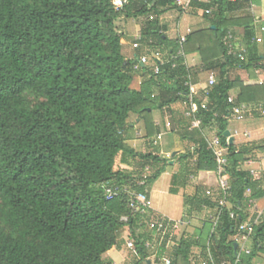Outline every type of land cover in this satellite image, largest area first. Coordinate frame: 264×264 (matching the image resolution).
<instances>
[{"label": "trees", "instance_id": "1", "mask_svg": "<svg viewBox=\"0 0 264 264\" xmlns=\"http://www.w3.org/2000/svg\"><path fill=\"white\" fill-rule=\"evenodd\" d=\"M113 1L0 0V264H114L104 256L121 249L125 229L133 237L134 264H147L152 250L145 245L155 239L148 218L132 213L126 193L107 200L104 186L149 195L169 161L159 152L141 154L127 145L131 115L144 120L147 138L157 136L152 111L186 102L190 78L209 72L217 81L204 90L207 97L203 92V100H195L196 116L204 127H219L217 137L228 151L222 178L231 185L227 199L233 206L222 208L198 193L191 198L188 214L214 208L216 215L222 212L219 225L211 231L209 221L208 232L183 236L171 263L193 264L192 251L201 248L203 260L209 251L217 264H236L234 238L248 224L253 247L239 264H254L264 253V220L250 218L248 207L264 198V172L256 176L242 167L254 153L264 154V143L230 145L224 136L234 106L264 104V83L246 85L231 78L237 70L250 73L252 80L264 75L251 3L191 2L189 9L211 27L181 44L167 36L168 26L161 21L172 9L183 11L175 0H130L122 10ZM138 17L146 18L141 48L161 62L153 59V65L142 67L126 61L118 22ZM234 29L243 30L242 41H235ZM230 32L237 51L246 44L244 60L229 55L225 38ZM182 53L199 54L201 65L188 68ZM138 72L143 81L136 90ZM193 142L192 152L177 156L188 162L180 174L216 172L209 142ZM124 159L134 162L132 170L120 167ZM141 229L147 234H138ZM166 250L163 245L152 264H160Z\"/></svg>", "mask_w": 264, "mask_h": 264}, {"label": "crops", "instance_id": "2", "mask_svg": "<svg viewBox=\"0 0 264 264\" xmlns=\"http://www.w3.org/2000/svg\"><path fill=\"white\" fill-rule=\"evenodd\" d=\"M203 2H212L214 0H202ZM261 2V0H259ZM180 7V6H179ZM181 9L183 7H180ZM183 10V9H182ZM251 12L255 18V29H256V38H261L262 42L257 43L259 52L264 54V32L262 31V27H264V0H262L261 4L255 2L253 7H251ZM174 18V20H173ZM162 23L168 26V33L170 27H173L174 31H177L178 37L175 39H180L183 35L189 36L192 33L208 30L211 25L208 21L204 18L199 16L195 11L192 9L183 10L182 12L179 9H172L165 13L161 17ZM183 21L187 23L186 33H181V29L183 26ZM146 22V18L138 17L133 19H126L122 18L118 22V30L120 35L122 36V53L126 59V61H136L140 64V60L143 57H147L149 59V64L153 59L161 62V57L157 56V54L149 55L147 51L143 48H136L137 44H141L139 39L141 38V30L143 28L144 23ZM184 22V23H185ZM173 25H171V24ZM196 25L197 29H192L193 26ZM235 34V41H242L244 37V32L242 29H234ZM191 32L190 34H188ZM231 34V32H230ZM232 34V35H233ZM170 39V36H168ZM234 37V35H233ZM242 49H246V44L242 43ZM185 57V64L188 68H193L201 65L202 59L199 54H183ZM153 65V64H152ZM142 67L145 65L141 64ZM138 70V69H136ZM210 73H203L190 78V84L195 91L194 99L197 101L203 100V92L208 87V80ZM235 72L231 73V78H233ZM217 77V75H216ZM143 73L138 72V75L133 83V89L139 90L140 86L143 81ZM234 79V78H233ZM256 83L251 85H261L264 83V75H260L258 79L252 80ZM206 101L204 100L203 103ZM185 102H178L174 104L171 108H164V109H154L152 111V118L154 121V126L157 127L160 133L152 138H147L146 136V127L143 123L144 120L139 119L137 115H131L130 118V128L127 131V145L134 149L139 153H151V152H159L161 157L168 160V167L166 166L165 171L162 175L168 174V168L171 169V187L169 188V192L171 193L172 189H175L178 193L176 195H182L184 200V208H183V215L180 217V221L183 222V218H187L190 220V223L198 222L199 220L203 221L202 226L195 225L191 226L190 228L186 229V233H190V236L195 235L196 233L208 232L211 223L207 220V215H216L217 210L214 208L204 207L202 214H195L190 213L188 214V208H190L189 200L193 198L197 193L202 197H209L213 200V202H218L219 206L222 207V200L221 197V189H220V180L217 172H200L197 175H191L190 177L185 175H181L180 173L187 169L186 161L177 157L178 154H184L187 151H193L195 144L193 139H205L207 142H211L215 137L218 136V129L219 127L214 123L211 126L204 127L200 125L199 127H195L194 121L198 120L199 118L195 115V117L187 116L188 112L190 111V107H187ZM196 103V102H195ZM258 110V108H260ZM249 108V107H248ZM256 110L249 108V113L246 114L245 119L242 121H236L235 119L228 120V131H230L232 138L234 139L235 145L241 144H256V143H264V119H261V115L257 114V111L264 110V104L258 105L255 107ZM170 138V139H169ZM229 141V139H228ZM176 153V155H174ZM134 162L131 159H124L121 160L120 167L124 169L132 170ZM243 170L249 171L254 175H260L264 172V154L256 152L250 157V159L243 165ZM161 178V177H160ZM173 186V187H172ZM218 192L217 197L208 196V192ZM151 188L149 189V196L151 197ZM172 194V193H171ZM175 195V194H173ZM152 199V197H151ZM153 202V201H152ZM186 202H188L186 204ZM233 205L230 202H226V207L230 208ZM249 208L250 218L253 215L258 216V221L264 220V198L260 200H253L251 201ZM155 217H158L156 211H153ZM161 218H168L172 221H175L169 217L162 216ZM209 222V223H208ZM182 224V223H181ZM183 224L186 225L185 222ZM207 224V226H206ZM187 226V225H186ZM177 227V226H176ZM148 229V228H147ZM147 229L138 230V234H147ZM173 229V228H172ZM178 227L175 230L170 231L171 233H177L179 231ZM184 231V232H185ZM211 231L213 229L211 228ZM179 234V233H178ZM177 234V237H178ZM154 236V250L157 248V254L163 248V245L167 247L165 254H168L169 250L171 249L173 252L178 242H175V236L171 238L172 242H169V238H165L161 240L160 238H156V235L153 233ZM130 229H125L124 232L121 234L120 239L124 242V245L121 249H113L112 251L108 252L104 259L111 260L114 264H134L137 260L136 258L132 260H127L125 258L126 250L128 248L127 243L132 239ZM236 240L238 248L240 249L241 243H239L238 237L234 238ZM175 244V245H174ZM248 248H252V242L248 243ZM156 248V249H155ZM194 251V252H193ZM193 256L197 259L195 261H202V250L201 248H195L193 250ZM197 252V253H195ZM172 257V253H170ZM165 256V255H164ZM163 259H166L163 257ZM171 260V258H167ZM149 260L147 264H152L153 261ZM162 263V262H161ZM254 264H264V253H259L257 258L254 261Z\"/></svg>", "mask_w": 264, "mask_h": 264}, {"label": "built area", "instance_id": "3", "mask_svg": "<svg viewBox=\"0 0 264 264\" xmlns=\"http://www.w3.org/2000/svg\"><path fill=\"white\" fill-rule=\"evenodd\" d=\"M196 1V0H175L176 4L180 7H183V10H188L189 9V5L191 4V2ZM232 1H240V2H248L251 3V7H253V3L252 0H232ZM130 2V0H114L113 1V5L115 6V8L117 10H122L126 5H128ZM210 13V12H209ZM155 19V15L151 14L149 16V20H154ZM262 31L264 32V27H262ZM191 32H189L188 34H190ZM232 39H233V35L228 33V36L225 38V44L228 47V53L230 56H238V58L240 60H244L245 59V55H246V49H240L239 51H237L235 49L234 44L232 43ZM180 43L181 44H185L187 41V36H182L180 39ZM139 41H141V38L139 39ZM256 43H261L262 39L261 38H257ZM141 44H137L136 48H140ZM183 55V53H182ZM158 56V55H157ZM149 59L147 57H143L140 60V64H148ZM160 72L159 68H156L155 73L158 74ZM217 81V77H216V73L215 72H211L210 76H209V80H208V87H212L216 84ZM190 85V95L188 96V100L184 103L187 107H190V111L188 112L187 116L190 117H195V115H197L198 112V105L195 103V91L193 89V87ZM204 95L207 97L208 96V91L206 90L204 92ZM235 102V98L234 97H230L229 98V103L230 104H234ZM202 109L206 110L207 109V105L206 103H203L202 105ZM249 113V108L246 105L243 106H234L233 110H232V119H235L236 121H242L245 119L246 114ZM201 120L198 119L196 121H194V125L195 127H199L201 125ZM210 147L213 149L216 159H217V174L219 176V180H220V191L222 194V208L226 207V202L228 201V196L231 190V185L228 181L224 180L222 178V175L224 174V170L228 164V159H227V149L224 147H221V142L220 139L218 137H215L211 142H209ZM104 191H105V195L107 200H113L117 197H119L121 194L126 193L130 196V210L132 211L133 214L136 215H141L144 217L148 218V229L151 230L153 233H155L156 238H160L161 240H164V238H166L168 235H172V233L170 231H172V227L175 229V225L174 222L172 223L170 219H166V218H160V219H155V216L153 214L154 208H153V202L151 197L147 194V193H133L131 192L128 188H120V187H113V186H109L106 185L104 186ZM211 195V192H208V196ZM222 212H220L218 215H215V217L212 219V225H213V231H215L219 225V221L221 218ZM234 213H231V218H234ZM124 221L127 222V218H124ZM258 222V221H257ZM177 228V227H176ZM240 234L238 236V240L239 243H241L240 245V249L239 254L237 256V260H236V264L240 263V256L245 253V254H250L251 249L248 248V243H250L251 241V236L253 235V227L250 225H242L240 227L239 230ZM127 246L129 249L133 250L136 253V249H135V245L133 240L129 241L127 243ZM146 248L147 249H153L154 245L151 242H147L146 243ZM208 252V259L206 260H202V261H194L193 264H217L213 255L211 254V252ZM162 261L165 264H172L171 260H167V259H162ZM161 261V262H162ZM221 264H231L227 261H223Z\"/></svg>", "mask_w": 264, "mask_h": 264}, {"label": "rangeland", "instance_id": "4", "mask_svg": "<svg viewBox=\"0 0 264 264\" xmlns=\"http://www.w3.org/2000/svg\"><path fill=\"white\" fill-rule=\"evenodd\" d=\"M174 20V18H173ZM183 21V26H182V29H181V33H186V25L187 23ZM171 24V23H170ZM173 25V24H171ZM188 27H192V29H197L196 28V25H193V26H188ZM168 36H170L171 38H177L178 37V34H177V31H174L173 30V27H170V30H169V34ZM235 74L233 76L234 79L236 78H241L244 82H246V85H251V84H254L256 82L252 81V79L250 78V73L248 72H245V71H241V70H237V71H234ZM235 98V97H234ZM247 107L249 108H252L254 110H256V106H248L246 105ZM260 108H258V110H260ZM257 114H262L261 116V119H264V110L262 111H257ZM264 121V120H263ZM170 139V138H169ZM171 158H168V160H170ZM169 164H167L166 166L168 167ZM170 173H171V169L168 168V174H165V175H162L161 178L154 184L151 186V197H152V201H153V208L154 210L156 211L157 215H159L158 217H155V219H160L162 216L164 217H169L175 221H171L172 223L174 222V225H175V229L176 226L178 227V230L179 232H177L176 234L173 232L172 235L170 236L169 238V242H172L173 238L175 236V244L176 242H178L183 236L187 235V236H190L191 234L190 233H186V229L190 228L191 226H202L203 224V221L199 220L198 222H195V223H190V220L189 219H185L183 218V222L186 223L183 224L182 221H180V217L183 215V208H184V200H183V196L182 195H173L169 192V188L171 187L170 185V182H171V176H170ZM259 175V174H258ZM173 187V186H172ZM211 193L213 197H217L218 196V192H213L211 190ZM188 202H186L187 204ZM208 217V221H212V219L215 217L214 215H210L208 214L207 215ZM167 219V218H166ZM182 223V224H181ZM173 228V227H172ZM174 228L172 230H175ZM185 231V232H184ZM179 233V234H178ZM155 234V233H154ZM177 234H178V237H177ZM172 238V240H171ZM165 239V238H164ZM174 244V245H175ZM156 249V248H155ZM158 249V248H157ZM157 249L154 250L151 249V258L150 260L154 262V260L157 258ZM195 250V249H194ZM168 251V250H166ZM172 250L170 249L168 254H165V258H172L170 255V253ZM194 252V251H193ZM197 253V252H195ZM136 256H135V252L129 248H127L126 250V255H125V258L127 260H132L134 259ZM169 260V259H167ZM150 261V262H151ZM160 264H165L163 261L162 263Z\"/></svg>", "mask_w": 264, "mask_h": 264}, {"label": "water", "instance_id": "5", "mask_svg": "<svg viewBox=\"0 0 264 264\" xmlns=\"http://www.w3.org/2000/svg\"><path fill=\"white\" fill-rule=\"evenodd\" d=\"M155 1H156V0H155ZM224 136H225L226 138L229 139V143H230V145H233V144H234V139L232 138V135H231L230 131L227 130V131L225 132ZM174 155H176V153H175ZM237 248H238V245L236 244V245H235V249L237 250Z\"/></svg>", "mask_w": 264, "mask_h": 264}]
</instances>
